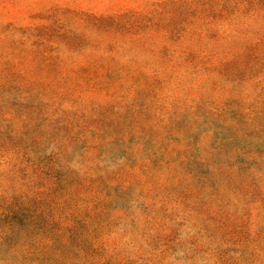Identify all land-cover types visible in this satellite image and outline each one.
<instances>
[{
    "label": "rangeland",
    "instance_id": "1",
    "mask_svg": "<svg viewBox=\"0 0 264 264\" xmlns=\"http://www.w3.org/2000/svg\"><path fill=\"white\" fill-rule=\"evenodd\" d=\"M0 264H264V0H0Z\"/></svg>",
    "mask_w": 264,
    "mask_h": 264
}]
</instances>
